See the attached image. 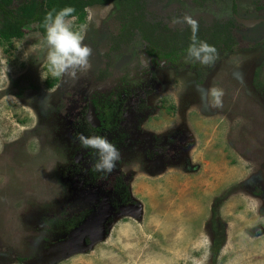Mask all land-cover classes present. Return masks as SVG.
Masks as SVG:
<instances>
[{"label":"rangeland","instance_id":"374dc122","mask_svg":"<svg viewBox=\"0 0 264 264\" xmlns=\"http://www.w3.org/2000/svg\"><path fill=\"white\" fill-rule=\"evenodd\" d=\"M214 3L211 29L233 17L232 0ZM260 4L237 0L252 16ZM110 12L95 7L81 25L69 18L93 50L91 68L76 80L52 75L34 23L20 38L0 37V264H264V91L253 85L264 23L231 29L228 43L239 48L219 46L202 74L156 65L152 86L134 90L121 128L106 136L121 153L115 170L96 171L98 155L88 161L96 172L90 188L74 165L66 116L79 112L81 90L85 100L100 71L108 73L99 81L114 84L140 66L146 46L130 29L109 49L100 28ZM167 36H152L158 50ZM213 87L224 90L223 107L202 99L200 89ZM116 170L128 193L118 192Z\"/></svg>","mask_w":264,"mask_h":264},{"label":"flooded vegetation","instance_id":"af4514ba","mask_svg":"<svg viewBox=\"0 0 264 264\" xmlns=\"http://www.w3.org/2000/svg\"><path fill=\"white\" fill-rule=\"evenodd\" d=\"M0 1L2 2L4 0ZM23 1L24 0H13V6L11 7L13 9V14L16 15L14 8L19 7ZM86 1L87 3L84 6V13L82 16L75 14L69 18H76L77 22L81 25L86 23L88 17L91 16L93 8L99 7V9L106 11L108 7H111V12L105 16V20H102L105 30L103 29V26L102 29L100 28V36H110L109 49L120 46V44L114 43L111 40L113 38H121L122 36L128 35L130 29H135V31L139 33V36L145 38L146 46L139 55L140 66L138 68L133 66L134 69L130 68V70H128L129 72L124 73L117 78L114 84H110L112 81L111 79L99 81V79H105L108 73V71L105 70L100 71L98 80L91 85V89L88 91L85 100L83 94L84 90H81L82 95L78 101L76 100V103H79L81 107L79 112L77 111V113H71L72 115L68 114L66 116V119H69V121L71 120L72 128L68 130V133L71 134L74 139V143L71 146L76 149L73 156L74 165L76 167H81L82 170L87 172V181L84 180L85 183L92 181L91 179L95 178V170L86 167L89 166L88 161L90 159L93 158L91 163L95 162L94 157L98 154L93 149H85L81 146L78 140V136L81 133L86 136L99 135L106 137L108 134L117 132L119 128H121L120 125L123 117V108L126 104L125 102L130 100V95L135 89L144 90L152 86V80H156L154 77L155 74L152 70L155 69L156 65H163L164 63L176 67L184 65L188 68H192L198 73H203L201 63L187 58V49L191 44L192 32L191 28L183 22V17L186 14L191 15L198 21L199 31L197 36L199 40L206 41L210 45H214L216 48L221 45L228 46V51H234L239 48L240 45L238 42L231 46L228 43L230 36H234L229 32L231 29L235 28V30H239L237 25L240 26L241 30L244 28L253 29L259 24L264 23V4L257 5L255 8L256 11H254L257 13V16H252L247 13L241 14L239 12L237 0H232L233 17L232 20L227 22L228 25L219 24L218 26H213L212 29L208 27L207 23H210L216 15L212 11L213 8H216L214 3L215 0H166V2L164 0ZM0 11L3 16L6 15L1 6ZM222 11L223 10H221V13ZM171 16L172 19H170ZM221 19L222 18L217 16V20ZM249 19L255 20V22L251 25L243 22V20ZM94 20L99 22L98 18H94ZM2 21L0 19V26ZM172 23H175L174 25L178 26V28L174 29L177 33L172 34L173 32L170 31V28H173ZM22 29L25 34V27ZM161 33L166 34L169 37L174 36V38L169 39L167 36V39H164L166 47L158 50L157 44H154L151 39L152 36H160ZM234 34H236V32H234ZM16 38L20 37H14L13 39ZM132 70H135L134 77L129 76ZM149 70L151 72H148ZM116 72L120 71L116 70L115 73ZM145 77H147L148 80H151L150 84H143ZM136 78H139L140 81H137ZM138 82H140V84ZM253 83L257 89L259 88L264 91V59L255 72ZM73 89L74 88H72V90ZM76 92L77 91L73 90V95H75ZM91 108H93L95 115L90 114ZM154 108H157L156 104L154 105ZM108 115L112 116V119L109 122L106 120V116ZM113 139L115 138L110 139V141ZM114 144H117V141L114 142ZM116 172H118L119 175V177H116V181L118 182L117 188L118 190L122 188L118 192L124 194L128 193V191L126 192V177H122V171L119 172V170H116ZM73 175L77 176L78 173H73ZM92 182L86 184L91 188V185L93 184ZM74 223L75 220L71 221L72 226Z\"/></svg>","mask_w":264,"mask_h":264},{"label":"clouds","instance_id":"9594fccd","mask_svg":"<svg viewBox=\"0 0 264 264\" xmlns=\"http://www.w3.org/2000/svg\"><path fill=\"white\" fill-rule=\"evenodd\" d=\"M75 9L65 7L53 15L49 12L45 17L46 42L48 45L47 61L53 76L67 75L76 80L79 75L91 68L90 57L92 48L84 43V36L80 31L74 30L73 22L69 17ZM183 22L192 32L191 44L187 49V58L198 61L203 65H212L218 58V50L214 45L198 39L199 23L191 15H185ZM202 99L211 98L213 107H223L225 92L221 88L200 89ZM79 143L85 149H93L98 154L94 169L98 172L111 173L115 170L117 162L121 159L120 150L106 137L93 135L78 136Z\"/></svg>","mask_w":264,"mask_h":264},{"label":"trees","instance_id":"16d2710c","mask_svg":"<svg viewBox=\"0 0 264 264\" xmlns=\"http://www.w3.org/2000/svg\"><path fill=\"white\" fill-rule=\"evenodd\" d=\"M86 0H24L19 7L14 8L16 15L13 14V0L0 1V6L6 13L0 26V37L11 41L14 37L24 35L23 27L32 22L35 23L33 29L40 30L46 37V28L44 26L45 17L49 12L55 15L65 7L75 9L74 13L82 16ZM148 37V36H145ZM21 94L20 92L18 93ZM112 119L111 115L106 116L107 122ZM217 248L219 244L216 245Z\"/></svg>","mask_w":264,"mask_h":264},{"label":"water","instance_id":"95a60500","mask_svg":"<svg viewBox=\"0 0 264 264\" xmlns=\"http://www.w3.org/2000/svg\"><path fill=\"white\" fill-rule=\"evenodd\" d=\"M243 22L246 23V24H248V25H251V24H253L255 22V20L249 19V20H243ZM90 112H91L90 114L95 115L93 108H91V111ZM94 118H95V116H94Z\"/></svg>","mask_w":264,"mask_h":264}]
</instances>
